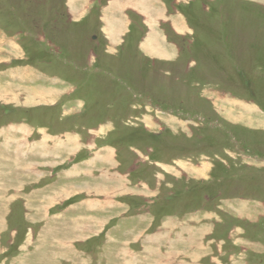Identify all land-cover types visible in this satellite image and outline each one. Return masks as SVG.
Here are the masks:
<instances>
[{
	"label": "rangeland",
	"instance_id": "obj_1",
	"mask_svg": "<svg viewBox=\"0 0 264 264\" xmlns=\"http://www.w3.org/2000/svg\"><path fill=\"white\" fill-rule=\"evenodd\" d=\"M158 1L186 60L0 0V264H264V0Z\"/></svg>",
	"mask_w": 264,
	"mask_h": 264
},
{
	"label": "crops",
	"instance_id": "obj_2",
	"mask_svg": "<svg viewBox=\"0 0 264 264\" xmlns=\"http://www.w3.org/2000/svg\"><path fill=\"white\" fill-rule=\"evenodd\" d=\"M86 1L87 0H73L72 8L69 9V12H71L73 15H78L79 19H83L85 15H90L91 13L97 12L99 10V14L101 15L99 16V18L102 22H104V24L102 25L109 31V34L107 33V39L110 40V45L117 44L118 42V44L116 45L118 47L116 54L120 52V49H122V47H125V53L131 50L134 55L138 52H141V55L143 54V56H146L150 59H159L162 63L167 61L186 60L185 58H182V51L177 48V44H180L181 41L180 39L179 41H176V39L177 37H182L184 35L192 36L194 34V28L189 23L186 24L183 23L182 20H180L177 21V23L176 21L172 22V25L174 27L172 28L174 29V31H171V36H168L167 32L166 34L164 33L163 37L158 33H155V30H157L158 28L165 31L166 29L170 30L171 28V25H167L168 21H160L161 18L163 20L164 18L162 17V9L158 0H136L132 3L133 7H131L130 9L127 8V11L131 10L132 12L130 13L131 17H129V15H126L125 20V16L122 11V3L118 2V0H113V2H111V4L108 6H105V4L100 5L99 7H95L94 5L96 3L93 1L89 3ZM146 1V6H144ZM162 1L164 2L165 7L167 5H170V0ZM85 2L87 3V7H89V10L84 5ZM171 18H173V16ZM89 19L91 22L95 21L91 17ZM168 41L169 43L173 44L168 45ZM191 46L192 45H190V47ZM260 108L263 109L262 107ZM188 217L192 218V216ZM208 217V215H197L196 218L190 219L191 222L196 223L190 224L189 227H187L188 225H185V228L182 229L183 236L176 233L178 234V238L175 240L179 239V241L185 242V244H187L188 241L186 242L185 239H187V236H189V238L191 237L195 240H200L198 244L202 243L207 237L209 230L207 227H203L198 223L202 222V219Z\"/></svg>",
	"mask_w": 264,
	"mask_h": 264
},
{
	"label": "bare ground",
	"instance_id": "obj_3",
	"mask_svg": "<svg viewBox=\"0 0 264 264\" xmlns=\"http://www.w3.org/2000/svg\"><path fill=\"white\" fill-rule=\"evenodd\" d=\"M140 4H141V3H140ZM41 90H42V89H41ZM43 91H45V90H43ZM36 92L39 93L38 95L41 94V92H40L39 90H38V91H37V90H34L33 94L35 93V94H34L35 96H37ZM45 92H46V91H45ZM49 93H50V92H49ZM42 94H45V93H42Z\"/></svg>",
	"mask_w": 264,
	"mask_h": 264
}]
</instances>
